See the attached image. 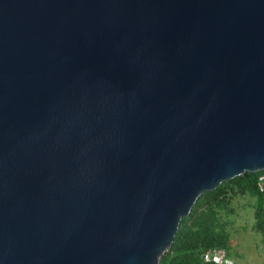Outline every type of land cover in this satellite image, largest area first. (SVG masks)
<instances>
[{
    "label": "water",
    "instance_id": "1",
    "mask_svg": "<svg viewBox=\"0 0 264 264\" xmlns=\"http://www.w3.org/2000/svg\"><path fill=\"white\" fill-rule=\"evenodd\" d=\"M264 170V0H0V264H159Z\"/></svg>",
    "mask_w": 264,
    "mask_h": 264
},
{
    "label": "trees",
    "instance_id": "2",
    "mask_svg": "<svg viewBox=\"0 0 264 264\" xmlns=\"http://www.w3.org/2000/svg\"><path fill=\"white\" fill-rule=\"evenodd\" d=\"M263 171L248 172L222 182L215 189L204 192L195 202L188 216L182 217L171 247L161 256L159 264H228L232 255L230 220L223 216L228 202L236 196L251 199L255 226L264 239V190L258 187ZM209 249H223L225 261H204Z\"/></svg>",
    "mask_w": 264,
    "mask_h": 264
},
{
    "label": "rangeland",
    "instance_id": "3",
    "mask_svg": "<svg viewBox=\"0 0 264 264\" xmlns=\"http://www.w3.org/2000/svg\"><path fill=\"white\" fill-rule=\"evenodd\" d=\"M247 196H236L229 200L223 216L230 220L232 255L228 264H264V239L255 226L254 210Z\"/></svg>",
    "mask_w": 264,
    "mask_h": 264
},
{
    "label": "built area",
    "instance_id": "4",
    "mask_svg": "<svg viewBox=\"0 0 264 264\" xmlns=\"http://www.w3.org/2000/svg\"><path fill=\"white\" fill-rule=\"evenodd\" d=\"M258 187L264 190V175L259 177ZM225 251L223 249H209L203 253L204 261H214L215 263H222L225 261Z\"/></svg>",
    "mask_w": 264,
    "mask_h": 264
}]
</instances>
